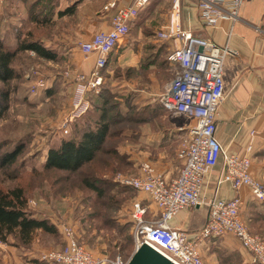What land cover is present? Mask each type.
I'll list each match as a JSON object with an SVG mask.
<instances>
[{"label": "rangeland", "instance_id": "rangeland-1", "mask_svg": "<svg viewBox=\"0 0 264 264\" xmlns=\"http://www.w3.org/2000/svg\"><path fill=\"white\" fill-rule=\"evenodd\" d=\"M17 1L30 8L33 0ZM49 1L52 3L54 0H39L36 9L41 18L44 15L51 16V22L32 23L24 19L14 23L10 21L11 11L5 10V6L0 10V39L4 40L5 46L15 50L20 41L28 39L41 42L48 50L57 54L54 60L41 57L32 50L21 51L16 56L13 67L17 77L10 82L8 107L0 120V156L20 144H24L25 150L16 165L6 170L0 169V187L24 188L29 197L28 211L35 217L54 224L58 232L51 234L39 231L35 240L28 245L20 243L14 237L7 243L0 242V264H58L43 262L40 256L64 251L71 237L97 257L114 258L120 254L128 258L135 249V204L140 202L146 207L144 218L150 220L153 217L148 207L152 201L149 194L124 188L116 179L139 176L141 163L145 161L160 162V151H149L145 147L140 130L163 131L171 127V117L167 115L172 113L164 110L161 102V95L166 89L163 88L165 90L157 95L150 93L146 98L143 96V89L151 86V90L153 84H143V81L149 80L148 73L142 74L144 65L139 68L131 65L130 59L133 57H130L133 55L125 48L131 41L118 42L102 72L96 66L99 53L86 56L80 48L81 42L91 38H77L73 29L75 23H81L80 21L85 25V20H78V12L61 18L53 11L44 12ZM121 1H126L122 5L127 4V0ZM172 3V0H167L159 5L148 24L141 27L144 34L146 32L148 36L158 38L159 30L166 29L164 25L167 21L165 26L170 22ZM97 5L98 10H101L100 0ZM116 6L117 9L119 6ZM181 6L182 12L187 11L185 15L190 20L191 17H197L194 2L184 3L183 0ZM115 12L114 9L111 17ZM4 18L9 19L7 25L10 27H1ZM141 28H131L129 38L141 34ZM29 33L34 38H28ZM90 56L96 57L95 62L90 63L93 58ZM147 69L150 74L155 71L148 66ZM156 70L157 84H160V80L166 75H160L161 68ZM163 86L161 83V87ZM104 98H109L114 104L113 113L123 107L124 113L133 110L131 114H136V118L143 121L130 125L135 130L126 128L115 138L118 139L116 148L119 156L114 159L105 157L112 165L107 166L102 161L93 165L100 178L99 186L108 191L107 196L100 198L95 191L82 184L79 172L69 176L68 172L46 170L44 166L51 148L75 137L86 128L87 121L95 123L102 111L97 107L98 101ZM151 116L154 119H150ZM162 151L167 153L169 149L163 148ZM252 166V176L264 185V156L252 158ZM251 198L254 197L250 196ZM256 209L254 203L248 202L243 209L242 218L249 232L264 241V211L260 209L256 213ZM68 230L71 231L70 236ZM228 235L232 234L203 240L205 243L200 246L203 259L210 264H252L245 263L238 251L229 252L218 245Z\"/></svg>", "mask_w": 264, "mask_h": 264}, {"label": "built area", "instance_id": "built-area-1", "mask_svg": "<svg viewBox=\"0 0 264 264\" xmlns=\"http://www.w3.org/2000/svg\"><path fill=\"white\" fill-rule=\"evenodd\" d=\"M151 1L132 0L117 7L111 29L81 42V51L86 56L98 52L96 66L100 69L106 66L110 52L129 34L131 23ZM194 1L199 18L207 27L218 25L221 19L237 20L244 2ZM181 5L182 0L173 1L170 22L157 33L159 39L170 42L168 60L178 65L161 95V102L168 112L185 115L192 123L186 128L187 136L178 153L182 162L178 176L167 179L151 163L143 162L139 176L116 179L123 187L149 194L160 211L158 218L147 220L144 218L146 207L140 202L135 204L134 251L147 243L175 264H210L200 252L203 240L232 234L250 253L252 264H264V241L246 227L242 218V197L223 199L215 195L206 200L202 196L207 175L218 167V186L228 183L235 190L246 186L256 200L264 202V185L252 176V158L228 153L216 135L219 106L224 97L223 65L229 50L185 29ZM205 204L208 207L206 222L193 236L187 230L170 227V220L181 210ZM68 235H71L70 230ZM131 255L128 258L120 254L114 258L97 257L71 237L64 251L42 254L40 260L58 264H129Z\"/></svg>", "mask_w": 264, "mask_h": 264}, {"label": "crops", "instance_id": "crops-1", "mask_svg": "<svg viewBox=\"0 0 264 264\" xmlns=\"http://www.w3.org/2000/svg\"><path fill=\"white\" fill-rule=\"evenodd\" d=\"M85 1L87 0H61V4L57 8L59 11L77 4L78 20L83 18L85 25L80 21L81 23H75L73 29L77 33V38L84 39H90L100 31L110 30L111 12L116 10V5L121 6L122 2H126L100 0L102 7L101 10H98V5L96 6L98 0H90L89 3ZM129 1L132 0H127V4L130 3ZM166 1L152 0L148 3L140 11L139 16L133 20L131 28H144L159 5L166 3ZM185 1L191 2V4L195 2L194 0H184V3ZM16 3H18L17 0H9L8 3L0 0V10L2 11L5 6V10L11 11L12 14L9 17H11L10 21L12 20L14 23L24 19L28 20L27 5L23 6ZM13 5L15 6L13 7ZM186 5L188 6V4ZM195 9L197 17H191V20L185 15L187 11L183 13L181 10L184 28L192 31L195 35L208 37L218 46L229 50L223 65L224 97L219 106L216 135L228 153L250 156L253 159L264 156V0H244L237 20L221 19L218 25L210 27L203 25L199 18L198 8L195 7ZM57 17L61 18L58 15ZM98 18L101 20L99 21ZM8 21L9 19H2L1 27H10L7 25ZM142 28L141 34L139 33L140 35L138 34L137 37L129 38L128 34L120 41H131L125 45V48H128L127 51L133 55L129 56L130 58L133 57L130 59L133 67L139 68V66L144 65L146 68L148 66L155 70L150 74L149 69H147L149 75L147 86L151 83L153 87L151 90H149L151 86L143 89V96L146 98L150 93L157 95L158 92L161 93L168 87L178 65L168 60L171 52L170 42L155 38V36L152 38L146 32L144 34ZM90 57H93L90 63L95 62L96 57ZM157 68L162 69L160 75H166L160 80V84H157L156 79ZM161 83L164 84L163 87H161ZM163 88L165 89L163 90ZM144 90L147 91L144 92ZM167 116L171 117L169 121L171 127L163 131L143 130L140 137L144 139L145 147L149 151H160L159 154H161L160 162H145L151 163L165 178L172 179L180 173L182 162L178 153L187 136L186 128L192 121L182 114H168ZM163 148H168L169 151L163 152ZM249 148L251 149L249 150ZM162 156L165 158L163 159ZM219 168L210 172L205 179L202 196L206 200L215 195L223 199L240 196L244 200L243 209L250 202L254 203L257 208L256 213L261 211L260 209L264 211V204L261 201L253 200L254 198L250 199V196H253L248 187L244 186L235 190L228 183L218 186ZM148 208L152 214V220L159 217L160 211L154 202H151ZM207 216L208 207L206 204L195 207V210L183 209L170 220L169 225L172 228L187 230L193 236L205 224ZM204 243L202 242L201 245L203 246ZM218 245L229 252L238 251L244 257L245 263L251 262L249 253L241 246L242 244L236 237L228 235L218 242Z\"/></svg>", "mask_w": 264, "mask_h": 264}, {"label": "trees", "instance_id": "trees-1", "mask_svg": "<svg viewBox=\"0 0 264 264\" xmlns=\"http://www.w3.org/2000/svg\"><path fill=\"white\" fill-rule=\"evenodd\" d=\"M35 1L36 5L34 6ZM38 2L39 0H33L30 8L27 6L29 10L28 20L32 23L35 21L51 22V16L44 15L43 18L40 17L36 9ZM50 2L45 6L44 12L50 10L55 12L59 17L76 13L77 4L57 11L61 0ZM28 38H34L33 34L29 33ZM3 41L0 39V82L3 83V87L0 88V120L3 118L8 107L11 93L10 82L17 77L13 64L18 53L25 50H32L37 55L47 59L54 60L57 58L56 53L48 50L39 41L24 39L20 41L15 50L5 46ZM110 55L111 52L108 55L106 66L108 65ZM104 68H101L102 72ZM142 69V74L145 75L147 68L143 66ZM148 82L143 81V84ZM113 105L109 98L98 101L97 107H100L102 111L95 123L91 124V121H87L86 128L78 132L75 137L62 141L58 147L51 148L44 166L46 170L68 172L69 176L79 172L78 174L81 176L82 184L95 191L100 198L107 196L108 191L106 188L99 186L98 182L100 178H98V172L93 168V165L98 164L100 161L107 166L112 165L108 160L106 161L105 157L109 156L114 159L119 156L117 150L118 139L115 138L120 132H124L126 128V130H135V127L130 125H137L143 121L136 118V114H131L133 110L124 113L123 107L118 108V112L113 113ZM131 108L132 106H130ZM163 109L165 110V107ZM150 119H154V116H151ZM24 150V144H20L8 153L2 154L0 156V169L6 170L16 165ZM28 201L29 197L25 189L21 186H14L12 188L0 187V242L7 243L11 237H14L20 243L28 245L35 240L39 231L51 234L58 232L54 224H51L44 218H37L28 211Z\"/></svg>", "mask_w": 264, "mask_h": 264}, {"label": "water", "instance_id": "water-1", "mask_svg": "<svg viewBox=\"0 0 264 264\" xmlns=\"http://www.w3.org/2000/svg\"><path fill=\"white\" fill-rule=\"evenodd\" d=\"M129 264H175L147 243L137 248L131 255Z\"/></svg>", "mask_w": 264, "mask_h": 264}]
</instances>
